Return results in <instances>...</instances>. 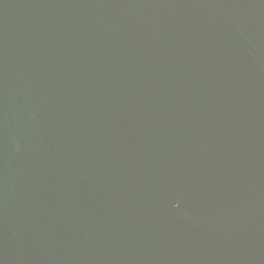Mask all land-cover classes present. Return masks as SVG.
Instances as JSON below:
<instances>
[{
    "label": "water",
    "instance_id": "water-1",
    "mask_svg": "<svg viewBox=\"0 0 264 264\" xmlns=\"http://www.w3.org/2000/svg\"><path fill=\"white\" fill-rule=\"evenodd\" d=\"M0 264H264V0H0Z\"/></svg>",
    "mask_w": 264,
    "mask_h": 264
}]
</instances>
